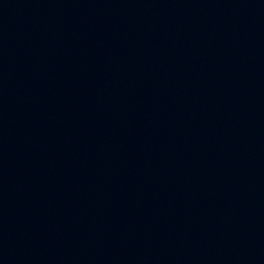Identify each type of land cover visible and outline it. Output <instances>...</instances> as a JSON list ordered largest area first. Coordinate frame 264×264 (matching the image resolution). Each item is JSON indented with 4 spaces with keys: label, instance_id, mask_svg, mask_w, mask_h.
<instances>
[{
    "label": "water",
    "instance_id": "1",
    "mask_svg": "<svg viewBox=\"0 0 264 264\" xmlns=\"http://www.w3.org/2000/svg\"><path fill=\"white\" fill-rule=\"evenodd\" d=\"M0 264H264V0H0Z\"/></svg>",
    "mask_w": 264,
    "mask_h": 264
}]
</instances>
